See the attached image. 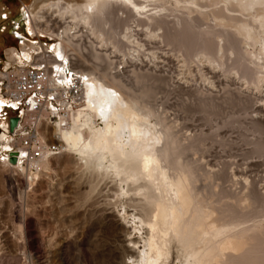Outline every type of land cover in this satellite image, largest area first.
<instances>
[{
  "label": "rangeland",
  "instance_id": "1",
  "mask_svg": "<svg viewBox=\"0 0 264 264\" xmlns=\"http://www.w3.org/2000/svg\"><path fill=\"white\" fill-rule=\"evenodd\" d=\"M27 1L0 0V57L6 48L15 47L20 41L13 23L22 14L23 4ZM180 4L179 7L185 6L183 1ZM178 5L175 0L167 1L169 16L166 18L168 13L164 14V11L161 14L168 21L165 29H159L156 25L147 26L144 21L137 26L135 14L120 12L119 18L113 19L118 27L111 37H117L114 38L119 40L118 44L124 43L117 47L118 50L111 43L107 46L111 59L116 61L119 68L116 67L118 70L115 68V71L106 67V71L117 72L133 98L137 99L138 96L140 103L156 108L155 111L160 113L157 114L171 125L177 141L186 150L183 160L195 167L193 169L196 170V176L200 175L195 176L197 187L202 192L200 197L203 195L206 197L204 201L207 199L210 203L213 202L211 205H215L217 211L220 209L218 212L221 215L230 213L227 214V219L230 215L228 220L236 223L234 226L238 225L240 230L253 227L249 234H256V241L254 243L251 239L247 243L248 247L245 245L247 252L249 248L248 254L252 261L248 259L247 263L245 246L241 250L246 258L243 261L245 264H254L261 257L262 260L258 261L264 264V254L260 253L261 248H264V120L259 117L263 112L259 114L256 110L258 105L264 104V82L255 87L240 77V69L238 71L236 66H240L238 60H243L228 52L222 58L227 64L219 67L217 63L209 65L207 58L199 52L206 60L194 52L186 54L183 47L169 45L162 37H150V31L161 36L164 32L171 34L178 30L176 28L188 17L185 8H179ZM155 9L159 11L160 7ZM158 11L156 12L161 13ZM50 13L52 11L48 15H52ZM195 15L193 13L190 18H195ZM53 19L60 27L65 22L59 16H54ZM125 24L138 29L134 33L138 34L139 39H136L143 45L138 43V46L133 47L125 42L122 37ZM115 25L114 22L108 24L106 31L113 33L110 27ZM206 25L201 30L206 29ZM82 27L83 23L80 21L77 29H83V34L75 41L79 43L77 53L89 58L93 49L91 43H98ZM17 32L27 38L28 33L23 28L22 20H19ZM42 41L48 40L43 38ZM86 61L84 63L88 64V60ZM9 114L14 116L13 113ZM7 152L3 151V154ZM77 163V157L73 154L65 152L57 155L51 159V170L43 172L33 187L28 185L26 174L20 172L21 174L14 175L0 167V264H130L127 262L129 252L126 242L121 237L127 238L128 231H133V226L137 228L131 235L133 240L142 241L147 231L139 221L133 223L130 217H121L125 209L129 213L134 212V202L129 199L130 196L119 191V178L109 176L101 179L94 172L91 173V170L79 168ZM234 174L243 175L242 178L246 176L248 186L251 185L247 187L245 179H241V176L238 179ZM252 191H255L257 198H253V202L251 197L249 204L242 207L239 204L242 201H238L243 199V194ZM228 205L231 209H228ZM19 226H22L21 229ZM237 227L234 231L238 230ZM253 248L258 251L256 254ZM262 251L264 253V249ZM171 252L169 264H185L178 245L172 244ZM251 253L256 255V261ZM258 253L260 257L257 259Z\"/></svg>",
  "mask_w": 264,
  "mask_h": 264
},
{
  "label": "bare ground",
  "instance_id": "2",
  "mask_svg": "<svg viewBox=\"0 0 264 264\" xmlns=\"http://www.w3.org/2000/svg\"><path fill=\"white\" fill-rule=\"evenodd\" d=\"M167 1L170 0H28L23 4L22 14L13 23L16 35L22 44L23 53L18 52L12 57L15 61H23L24 57H29L27 46H32L31 36H49L50 40L55 42L42 41L39 46L53 50L62 60L57 64L58 69L64 71L68 59H75L76 63L78 62L82 67L90 68H79V73L85 76V90L81 105L72 114L69 125L62 127L58 124L54 133L65 148L62 153L75 155L79 168L91 170V173L94 172L101 179L109 176L119 178V191L125 196H130L129 199L134 202V212L129 213L125 209L121 217H130L133 223H136V220L139 221L147 231L142 241L133 240L134 237L131 235L137 229L133 226H131L133 231H128L127 238L121 237V240L126 242L125 246L129 252L127 262L130 264H169L172 257V244L175 243L180 248L185 264L242 263L245 253L241 250L251 239L253 242L256 241L257 235L249 234L253 231V227L240 230L238 225L234 226L236 223L233 224L228 220L230 215L227 219V214L230 213L221 215L222 213L218 212L220 209L217 211L215 205H211L213 202L210 203L206 199L208 204L204 201L206 197L203 195L202 198L200 197L202 192L196 184V177L200 175L196 176V170L193 169L195 167L183 160L186 150L181 147L180 141H177L171 125L165 122L163 116L158 115L160 113L155 111L156 108L153 109L148 106L149 104L140 103L137 95V99L133 98L130 89L123 84V81L121 82V77L119 78L118 73L115 72L119 67L116 61L111 59V52L107 49L109 43L115 49L124 43L121 42L122 39L118 44L119 40H115L117 37L114 35L111 37L118 27L113 19H118L120 12L121 14L125 12L135 14L137 18L134 21H137V26H140V23L143 24L144 21L145 25L148 24L147 26L156 25L159 29L167 28L168 21L166 22L161 17L162 11L164 14L168 13L166 18L169 16L170 11L166 8ZM181 1L185 4L182 6L188 17L181 24L177 22L180 24V27L176 28L178 30L171 34L163 31L164 35L160 36L156 35L152 29L154 32L150 31V37H162L161 39H166L169 45L177 44L183 47L189 55L193 52L197 55L203 54L209 65L217 63L219 67L221 65L223 67L226 63L222 58L228 52L243 60V62L237 61L235 57L241 66H236L238 71L240 69V77L248 83L251 82L255 87H259L264 82V0H175L176 5H181ZM148 6L154 8L151 9ZM159 7V11L155 9ZM153 9L161 13L155 10L153 12ZM50 11L52 15H48ZM181 12L184 11L181 10ZM193 13L197 16L190 18ZM54 16L65 20L64 24L62 22L63 26L60 27L56 22H52ZM19 20H22L23 28L28 33V39L22 33L17 32ZM77 21L83 23L82 28L88 31L89 35L91 33L95 38L94 41L97 40L98 43L97 45H94V42L91 43L93 49L91 50L92 56L89 58L77 53L79 43L75 41L83 34V32L81 34L83 29H77L79 26ZM113 22L116 27L111 26L110 30L113 33H110L106 31V28ZM204 24H207V28L201 30ZM54 25L57 29L52 28ZM125 26L122 37L130 46L136 47L141 42L137 41L139 36L135 34L138 29L135 30L128 24ZM110 38H113V41ZM125 46L127 47L126 44ZM141 48L144 47L141 46ZM141 48L137 47L140 50ZM86 60L88 64H85ZM106 67L115 71H106L108 70ZM103 71L105 72L102 73ZM5 103V100L0 99V105ZM256 110L259 114L264 113V104L258 105ZM1 112L2 110H0L2 119H0V127L7 130V123ZM263 113L259 117L264 120ZM10 147L9 132H0V167L14 175L20 172L26 174L29 180L28 185L31 187L35 185L43 172L51 170V158H44L39 163L40 171L36 172L22 164L21 161L12 163L8 160V153L3 154V151H9ZM237 175L234 174L239 179L241 175ZM242 176L241 179H245L249 187L251 184L248 186V178H245L246 176L242 178ZM251 197L252 199L257 198L255 191L243 194V199L240 197L241 200L238 202L242 201L239 204L244 207L243 205L246 206L252 200H250ZM229 205L228 209H231L232 204ZM22 226L19 228L21 229ZM235 227L238 230L234 231ZM262 232H260L261 235ZM247 247L245 246V249ZM262 249L264 248H261V252L259 251L261 255L264 254ZM244 252L248 254L249 248L248 252L247 249ZM257 252L255 251V254ZM260 253L257 254V259ZM249 256L250 254L247 256V263ZM260 259L258 260L261 261ZM254 260L256 261V257ZM258 260L253 261L254 264H260Z\"/></svg>",
  "mask_w": 264,
  "mask_h": 264
},
{
  "label": "built area",
  "instance_id": "3",
  "mask_svg": "<svg viewBox=\"0 0 264 264\" xmlns=\"http://www.w3.org/2000/svg\"><path fill=\"white\" fill-rule=\"evenodd\" d=\"M52 28L57 29L55 25ZM43 38L55 42L49 36H31L29 57L23 61L13 60L16 53H23L20 41L17 46L6 48L0 57V99L6 101L4 105L16 106L22 112L20 116L7 109L1 112L7 122V130L0 127L1 133L10 135L8 160L15 158L16 163L21 161L34 172L40 171L39 163L44 158L52 159L65 150L54 129L58 124L69 125L85 90V76L79 73L82 67L75 59H68L64 71L58 69L62 60L53 50L40 48ZM13 118L16 125L11 129Z\"/></svg>",
  "mask_w": 264,
  "mask_h": 264
},
{
  "label": "snow or ice",
  "instance_id": "4",
  "mask_svg": "<svg viewBox=\"0 0 264 264\" xmlns=\"http://www.w3.org/2000/svg\"><path fill=\"white\" fill-rule=\"evenodd\" d=\"M5 30H7V29H5ZM3 109H7L8 111H16L18 116L22 115V112H20L19 109L13 105H0V110H3Z\"/></svg>",
  "mask_w": 264,
  "mask_h": 264
},
{
  "label": "water",
  "instance_id": "5",
  "mask_svg": "<svg viewBox=\"0 0 264 264\" xmlns=\"http://www.w3.org/2000/svg\"><path fill=\"white\" fill-rule=\"evenodd\" d=\"M15 125H16V119L13 118V119L11 120V123H10L11 129H13ZM11 162H12V163H15V162H16V159H15V158H12V159H11Z\"/></svg>",
  "mask_w": 264,
  "mask_h": 264
}]
</instances>
